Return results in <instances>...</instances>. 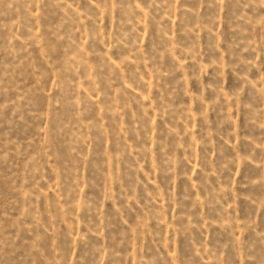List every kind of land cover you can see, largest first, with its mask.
<instances>
[{"label":"rangeland","instance_id":"1","mask_svg":"<svg viewBox=\"0 0 264 264\" xmlns=\"http://www.w3.org/2000/svg\"><path fill=\"white\" fill-rule=\"evenodd\" d=\"M0 264H264V0H0Z\"/></svg>","mask_w":264,"mask_h":264}]
</instances>
